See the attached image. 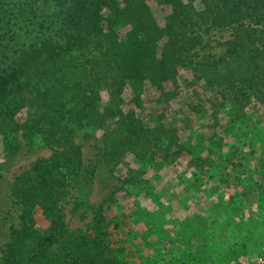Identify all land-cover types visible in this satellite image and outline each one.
Listing matches in <instances>:
<instances>
[{"label": "trees", "instance_id": "obj_1", "mask_svg": "<svg viewBox=\"0 0 264 264\" xmlns=\"http://www.w3.org/2000/svg\"><path fill=\"white\" fill-rule=\"evenodd\" d=\"M153 7L165 12L161 22ZM228 27L222 52L197 51L203 32ZM183 71L221 93L210 102L215 125L219 106L233 123L264 108V0H0L2 149L38 140L52 151L13 181L19 224L0 264H131L111 240L104 205L84 227L66 221L64 204L85 171L74 137L98 132L116 191L141 185L148 166L192 160L175 118L142 114L147 91L164 103L177 97ZM188 109L205 114L200 104Z\"/></svg>", "mask_w": 264, "mask_h": 264}, {"label": "rangeland", "instance_id": "obj_2", "mask_svg": "<svg viewBox=\"0 0 264 264\" xmlns=\"http://www.w3.org/2000/svg\"><path fill=\"white\" fill-rule=\"evenodd\" d=\"M152 11L161 22L165 12ZM232 33L231 27L203 32L197 51L218 55ZM192 75L182 72L181 91L167 103L153 91L144 93L142 114L150 121L164 110L175 118L182 140L200 160L182 154L148 166L141 185L116 191L118 172L109 170L98 132L85 128L74 137L85 171L64 204L66 221L84 227L104 205L112 218L111 240L124 247L131 264H264V108L249 107L233 123L219 106L215 125L210 102H221L222 95ZM189 103L202 105L205 114L189 110ZM51 153L38 140L30 146L20 140L10 151L0 143V247L10 226L19 224L11 196L15 177Z\"/></svg>", "mask_w": 264, "mask_h": 264}]
</instances>
